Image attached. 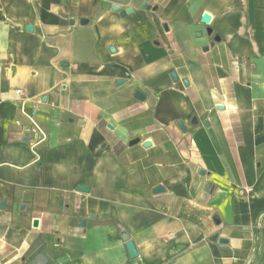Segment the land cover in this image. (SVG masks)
Returning <instances> with one entry per match:
<instances>
[{
    "label": "crops",
    "instance_id": "crops-1",
    "mask_svg": "<svg viewBox=\"0 0 264 264\" xmlns=\"http://www.w3.org/2000/svg\"><path fill=\"white\" fill-rule=\"evenodd\" d=\"M0 264H264V0H0Z\"/></svg>",
    "mask_w": 264,
    "mask_h": 264
},
{
    "label": "water",
    "instance_id": "water-1",
    "mask_svg": "<svg viewBox=\"0 0 264 264\" xmlns=\"http://www.w3.org/2000/svg\"><path fill=\"white\" fill-rule=\"evenodd\" d=\"M141 7H145L147 9H149V5H146V3H142L141 4ZM130 11H131V9H125V11L122 12V14H124L125 12H130ZM209 20H210V16L207 13H203V15L201 16V22L208 23ZM80 22L81 23H84V22H86V19H81ZM25 29L31 31L33 29V27L30 26V25H26L25 26ZM208 33H210L209 30H208ZM171 77L173 79H175V75L173 73L171 74ZM135 97L136 98H139V99H142L143 98V95L141 93H139V92H136L135 93ZM178 126L183 129V125H182L181 122H178ZM135 142H137V139L131 140L130 141V144H133ZM144 145L145 146L148 145V142H145ZM87 189H88V187L87 186H83V185H80V186L77 187V190H80V191H87ZM156 189L159 190L160 187H157ZM37 222H38L37 219H34L32 221V225L33 226H36L37 225ZM121 238L125 242V246H126V249H127V252H128L129 257H131V258L132 257H135L136 256L135 247H134L132 241L129 239L128 235L125 233V231H121ZM220 241L225 242L224 239H220Z\"/></svg>",
    "mask_w": 264,
    "mask_h": 264
},
{
    "label": "built area",
    "instance_id": "built-area-1",
    "mask_svg": "<svg viewBox=\"0 0 264 264\" xmlns=\"http://www.w3.org/2000/svg\"><path fill=\"white\" fill-rule=\"evenodd\" d=\"M18 94L21 93V90L16 91ZM22 112L27 118V124L24 126V129L27 132H31L37 136V139L32 143L31 147H35L36 145L43 143L46 140V133L42 129V127L34 120V118L22 108Z\"/></svg>",
    "mask_w": 264,
    "mask_h": 264
}]
</instances>
